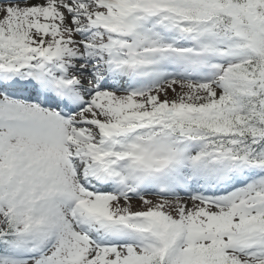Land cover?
Listing matches in <instances>:
<instances>
[{
	"label": "snow or ice",
	"instance_id": "obj_1",
	"mask_svg": "<svg viewBox=\"0 0 264 264\" xmlns=\"http://www.w3.org/2000/svg\"><path fill=\"white\" fill-rule=\"evenodd\" d=\"M0 264H264V0H0Z\"/></svg>",
	"mask_w": 264,
	"mask_h": 264
}]
</instances>
